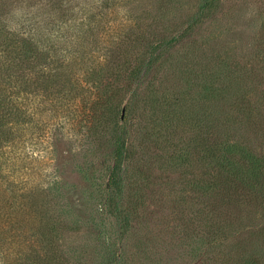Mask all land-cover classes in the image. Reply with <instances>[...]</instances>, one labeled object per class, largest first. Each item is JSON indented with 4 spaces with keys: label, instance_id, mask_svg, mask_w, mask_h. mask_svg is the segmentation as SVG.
Instances as JSON below:
<instances>
[{
    "label": "rangeland",
    "instance_id": "1",
    "mask_svg": "<svg viewBox=\"0 0 264 264\" xmlns=\"http://www.w3.org/2000/svg\"><path fill=\"white\" fill-rule=\"evenodd\" d=\"M0 264H264V0H0Z\"/></svg>",
    "mask_w": 264,
    "mask_h": 264
}]
</instances>
